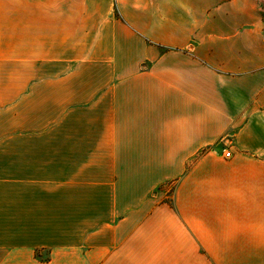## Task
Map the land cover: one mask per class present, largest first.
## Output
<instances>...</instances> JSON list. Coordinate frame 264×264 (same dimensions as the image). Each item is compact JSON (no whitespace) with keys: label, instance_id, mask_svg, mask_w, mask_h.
<instances>
[{"label":"crops","instance_id":"crops-1","mask_svg":"<svg viewBox=\"0 0 264 264\" xmlns=\"http://www.w3.org/2000/svg\"><path fill=\"white\" fill-rule=\"evenodd\" d=\"M260 1L0 0V264H264Z\"/></svg>","mask_w":264,"mask_h":264},{"label":"rangeland","instance_id":"rangeland-1","mask_svg":"<svg viewBox=\"0 0 264 264\" xmlns=\"http://www.w3.org/2000/svg\"><path fill=\"white\" fill-rule=\"evenodd\" d=\"M259 3H260L261 6L263 7V8H262L263 11H261V12L263 13V16H264V0H261ZM263 20H264V19H263Z\"/></svg>","mask_w":264,"mask_h":264},{"label":"built area","instance_id":"built-area-1","mask_svg":"<svg viewBox=\"0 0 264 264\" xmlns=\"http://www.w3.org/2000/svg\"><path fill=\"white\" fill-rule=\"evenodd\" d=\"M230 156V155H229Z\"/></svg>","mask_w":264,"mask_h":264}]
</instances>
